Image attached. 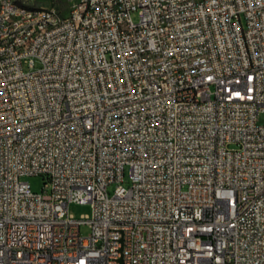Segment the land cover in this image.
Segmentation results:
<instances>
[{"label": "built area", "instance_id": "obj_1", "mask_svg": "<svg viewBox=\"0 0 264 264\" xmlns=\"http://www.w3.org/2000/svg\"><path fill=\"white\" fill-rule=\"evenodd\" d=\"M70 1L0 0V264H264V0Z\"/></svg>", "mask_w": 264, "mask_h": 264}, {"label": "rangeland", "instance_id": "obj_2", "mask_svg": "<svg viewBox=\"0 0 264 264\" xmlns=\"http://www.w3.org/2000/svg\"><path fill=\"white\" fill-rule=\"evenodd\" d=\"M20 2L25 5L33 8L38 7H55L63 16H67L69 13V8L71 1L70 0H20ZM132 18L135 21H138L139 14L137 11L132 12ZM39 67V64H36V68ZM25 70H30L27 64L24 65ZM260 120H264V115L260 116ZM28 182L30 183L32 190L35 192H42L44 189V183L46 179L42 175H31L26 177ZM130 178H129V170L126 168L125 171V186H130ZM116 187V183H111L108 185L107 190L110 194H113ZM69 213L72 214L76 218H81L82 216H91L93 213V208L90 203L80 204L76 202H72L69 205ZM81 232L84 235H87L90 232V228L87 225H83L81 227Z\"/></svg>", "mask_w": 264, "mask_h": 264}]
</instances>
